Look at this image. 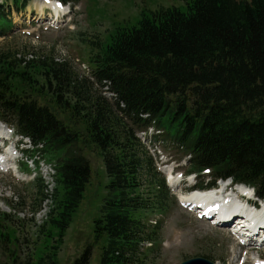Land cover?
<instances>
[{
    "label": "trees",
    "instance_id": "obj_1",
    "mask_svg": "<svg viewBox=\"0 0 264 264\" xmlns=\"http://www.w3.org/2000/svg\"><path fill=\"white\" fill-rule=\"evenodd\" d=\"M31 1L0 4L10 25L0 26L1 34L12 29L9 3L20 11ZM107 40L95 45L91 78L110 98L95 95L87 79L55 58L24 62L0 53V121L28 138L36 156L57 157L62 190L46 221L55 244L38 259L13 255L3 227L8 217L0 214L2 264H59L60 244L91 181L84 154L91 147L109 178L94 220L98 264H148L145 246L158 241L159 226L144 214L164 209L170 191L143 133L188 157V174L208 170L212 184L231 178L264 199V0H185V8L143 11L137 24L119 26ZM92 248L72 264H91Z\"/></svg>",
    "mask_w": 264,
    "mask_h": 264
},
{
    "label": "rangeland",
    "instance_id": "obj_2",
    "mask_svg": "<svg viewBox=\"0 0 264 264\" xmlns=\"http://www.w3.org/2000/svg\"><path fill=\"white\" fill-rule=\"evenodd\" d=\"M36 1L32 0L28 7L20 11L12 2L9 3V10L6 8L8 11L5 12L12 19L13 29L0 33V53L13 57L33 53L50 61L59 59L71 73L87 79L95 95L103 93L108 98L112 94L105 93V89L91 78L92 56L98 51L95 45H106L108 36L119 26L137 24L143 11L175 6L185 8V0H80L79 4L72 7L62 5L59 13L53 9L47 10L44 17H41L39 13H43L46 8H54L55 4L47 1L49 5L41 9L39 1ZM53 2L61 5L58 1ZM58 17L60 19L56 22L54 19ZM6 24L7 20L1 17L0 26ZM59 115L63 116L61 113ZM21 144L20 150L30 147L29 143ZM13 145L11 143L10 146ZM154 148L159 152L157 161L164 175L169 168L187 174L188 163L186 166V160L181 157L182 152L178 148L167 141L149 145L152 152ZM89 149L84 154L91 164V181L64 241L60 244L59 264H72L89 246H96L92 251L91 264H98L100 259L101 247L94 244V220L101 214L109 178L100 154L93 147ZM30 154L17 152V172L0 169V214L8 217V221L3 224L4 232L11 240L13 255L21 259H38L46 255L55 244L49 237L51 230L46 221L50 210L55 208L56 202L53 200L57 189L62 191L56 182L57 157L43 153L34 163L35 159ZM30 156L32 159H29ZM40 161L42 163L38 166ZM173 177L181 179L177 175ZM167 184L171 194L166 207L144 214L151 227L156 224L159 226L158 241L145 246L148 264H182L197 257L206 258L214 264L219 260L222 264H257L254 260L257 253L264 259V252H257L250 246L241 247L226 228L220 229L210 221L193 216L179 201L182 186L171 187L168 181ZM42 189L51 198L44 200ZM171 245L170 251L168 249ZM174 246L177 250L173 249ZM235 253H239L238 257ZM3 262L1 256L0 264ZM258 263L264 264V261Z\"/></svg>",
    "mask_w": 264,
    "mask_h": 264
},
{
    "label": "bare ground",
    "instance_id": "obj_3",
    "mask_svg": "<svg viewBox=\"0 0 264 264\" xmlns=\"http://www.w3.org/2000/svg\"><path fill=\"white\" fill-rule=\"evenodd\" d=\"M47 1H49V2H51V3H54L55 4V7L54 8H46V9H53L54 11H55V13H59L58 11L61 9V7L60 6H58V4H56L55 2H53V1H50V0H42V1H37L38 2V4H39V6H40V8L41 9H43V8H45L46 7V5L48 4L47 3ZM37 4V3H36ZM49 5V4H48ZM45 10V9H44ZM44 10H43V13H39V15H41V17H44V15H45V12H44ZM62 15V14H61ZM59 17L57 18V19H54L56 22H58L59 21ZM0 129H1V131L3 132V133H8V132H10L9 130V128L5 125V124H3L2 122H0ZM12 153H13V151L12 150H6L5 151V155H4V157H2V159H3V163H2V166H6L7 168L8 167H10V168H13V166H12V162H11V160H12V158L10 157V156H12ZM15 167V166H14ZM14 171L15 172H17V170L14 168ZM229 185H227V184H224V187L225 188H227ZM224 187L223 186H221L219 189H218V191H216L215 193H206V194H204V193H200V194H198V196H197V198H198V200L200 201V202H203V201H207V200H211L210 202L211 203H222V201H219L220 199H221V195L223 194V195H226L227 196V194L225 193V189H224ZM248 189L246 188V187H244V186H241V185H238V186H236L235 188H234V190H233V194L234 195H237L238 193H240L241 191H247ZM251 190V189H250ZM227 197H229V196H227ZM190 198H193L192 196H190ZM227 199V198H226ZM225 199V200H226ZM229 199H230V201H231V203H233V204H236L237 203V201L232 197V198H230L229 197ZM222 200V199H221ZM234 212H231V213H228V212H225V213H223V214H221V216L220 215H217L216 214V216L217 217H222V220H225L226 218H228L230 215H232ZM252 214H253V216H252ZM247 216H251L250 217V219H255L256 220V217L258 216V217H260L261 218V220H264V203L262 204V208L260 209V210H258L256 213H251V212H247ZM224 217H226V218H224ZM247 222V221H246ZM255 226H253V231L255 230V228H256V226H257V224H255V223H253ZM264 225V224H263ZM219 228L220 229H222V227L221 226H219ZM232 232H235V229H233L232 230ZM256 236H259V233H255V236L254 237H256ZM253 239V238H252ZM251 239V240H252ZM174 243L176 242V241H173ZM177 247H179V245H178V243H176L175 244ZM173 245H171V246H169V249L168 250H170L171 251V247H172ZM176 246H174L173 247V249L174 250H177V247ZM236 254V257H238V254L239 253H235ZM257 255H258V257H259V259L260 260H263V259H261V255L259 254V253H257ZM257 258L255 257L254 258V260H256ZM215 264H222L221 262H220V260L219 261H217ZM259 264V263H258Z\"/></svg>",
    "mask_w": 264,
    "mask_h": 264
},
{
    "label": "water",
    "instance_id": "obj_4",
    "mask_svg": "<svg viewBox=\"0 0 264 264\" xmlns=\"http://www.w3.org/2000/svg\"><path fill=\"white\" fill-rule=\"evenodd\" d=\"M182 264H213V263L204 258H194L186 262H183Z\"/></svg>",
    "mask_w": 264,
    "mask_h": 264
}]
</instances>
